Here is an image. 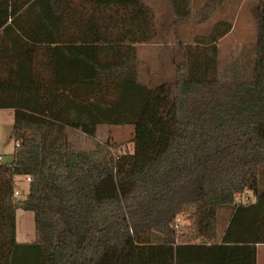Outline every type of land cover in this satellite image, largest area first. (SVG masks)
Segmentation results:
<instances>
[{
	"label": "trees",
	"instance_id": "trees-1",
	"mask_svg": "<svg viewBox=\"0 0 264 264\" xmlns=\"http://www.w3.org/2000/svg\"><path fill=\"white\" fill-rule=\"evenodd\" d=\"M222 1L208 0L199 22ZM169 2L175 23L190 19L193 0ZM255 14L250 80L221 75L218 43L233 29L221 20L179 43L173 80L160 82L143 79L137 54L158 35L149 1L0 0V111H14L15 143L0 163V264H257L264 0ZM103 126H134L133 152L70 139ZM19 209L35 217L33 243L17 241Z\"/></svg>",
	"mask_w": 264,
	"mask_h": 264
},
{
	"label": "rangeland",
	"instance_id": "rangeland-1",
	"mask_svg": "<svg viewBox=\"0 0 264 264\" xmlns=\"http://www.w3.org/2000/svg\"><path fill=\"white\" fill-rule=\"evenodd\" d=\"M149 1V0H147ZM166 6H159L156 10L158 35L149 45L137 47L138 58L141 61V74L144 80L150 75H159L157 80L172 81L178 64L180 50L179 43L190 45L197 35L206 34L217 22L224 20L231 22V33L218 43L221 75L231 80L248 81L252 77L254 65L261 55L256 6L258 0H245V3L235 6L231 10L227 4L216 9L205 22H199L200 10H193L188 21L175 23L176 16L170 12V2ZM199 0V6L200 7ZM233 2V0H230ZM152 4V3H151ZM155 4V3H154ZM198 22V23H197ZM14 111H0V156L3 163L12 161L15 143L10 139L13 129ZM135 135L134 126L100 127L97 137L91 139L80 131H70L69 136L77 147L92 150L95 144L104 145L109 141L112 145L120 146L122 153H132ZM21 194L17 198L23 200L27 194V184L19 180ZM260 191L264 190V169L260 174ZM230 209L219 211L218 234L222 236L229 223ZM36 240L35 217L32 213L22 209L17 211V241L19 243H33Z\"/></svg>",
	"mask_w": 264,
	"mask_h": 264
},
{
	"label": "crops",
	"instance_id": "crops-1",
	"mask_svg": "<svg viewBox=\"0 0 264 264\" xmlns=\"http://www.w3.org/2000/svg\"><path fill=\"white\" fill-rule=\"evenodd\" d=\"M208 2V0H203L202 2L200 1V7L196 8L199 6V0H193L191 5L193 6V10H201L205 4ZM245 3V0H233V2H230V0H223L222 5L227 4L231 10H237L235 6L238 4ZM149 3L156 9H159V6H166L167 1L166 0H149ZM155 3V4H154ZM138 47V46H137ZM257 264H264V245H258L257 246Z\"/></svg>",
	"mask_w": 264,
	"mask_h": 264
},
{
	"label": "built area",
	"instance_id": "built-area-1",
	"mask_svg": "<svg viewBox=\"0 0 264 264\" xmlns=\"http://www.w3.org/2000/svg\"><path fill=\"white\" fill-rule=\"evenodd\" d=\"M18 146H19V144H17V147ZM3 160H4L3 157L0 156V163H2ZM30 181H31V178L30 177H26L25 178V182L26 183H29ZM20 194H21V191L17 189L15 191V194L14 195H15L16 198H18L20 196ZM244 202H245V204H250L252 202V198L250 196H248V195H244ZM236 205L237 206L240 205V200L239 199L236 200Z\"/></svg>",
	"mask_w": 264,
	"mask_h": 264
}]
</instances>
